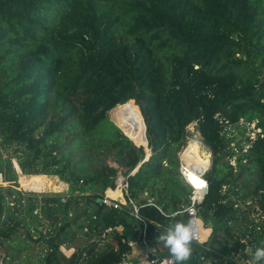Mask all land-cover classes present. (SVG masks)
<instances>
[{
    "label": "trees",
    "instance_id": "16d2710c",
    "mask_svg": "<svg viewBox=\"0 0 264 264\" xmlns=\"http://www.w3.org/2000/svg\"><path fill=\"white\" fill-rule=\"evenodd\" d=\"M114 110L124 112L114 120L121 129L108 117ZM242 121L262 132L246 152L237 143L235 169L225 159L237 155L236 138L225 129ZM193 122L214 155L201 211L215 226L206 243L193 241L188 264H238L239 254L248 262L245 250L264 241L261 223L246 221L248 202L264 209V0H0V245L21 234L32 240L42 216L59 224L40 233L50 250L44 262L60 264V247L84 216L79 228L88 234L122 230L66 264H118L130 234L142 236L144 227L129 208L99 202L119 172L156 244L155 226L187 221L170 214L189 203L178 152ZM124 134L138 146L148 139V150ZM102 152L120 169L93 168ZM13 158L26 175L68 184L67 202L62 194L24 198ZM157 246L164 251L151 258L170 256Z\"/></svg>",
    "mask_w": 264,
    "mask_h": 264
},
{
    "label": "built area",
    "instance_id": "2783aa9c",
    "mask_svg": "<svg viewBox=\"0 0 264 264\" xmlns=\"http://www.w3.org/2000/svg\"><path fill=\"white\" fill-rule=\"evenodd\" d=\"M249 126H253V128L248 130ZM238 128L245 129L244 136H242V133L238 131ZM225 131H227L228 133L227 136H231V138H236L231 143L230 148H232V150L235 153H237L238 156L240 155L241 150L238 147L237 143L239 141H242V145H243L242 151L246 152L250 144L254 140H256L258 137V134L262 132L261 129L257 128L256 123L247 124L244 121L240 122L235 127L229 126L228 128L225 129ZM240 137L242 138L244 137L245 140L239 139ZM193 139H196L202 147L207 146L204 138L201 136V134L198 131V124L196 122L191 123L187 127L186 145L182 147L180 152H178L180 177L184 185L189 189L190 195H189V203L182 210L177 211L176 213L184 214L187 216L186 223L189 224L195 236L194 242L204 244L209 240L211 236V233H210L208 234L205 240L201 239L202 230L207 228L204 223L201 208L205 200V197L207 196L209 192V182L206 177V171L204 172L198 171L196 167L194 166V164L189 160V155L186 154L187 146L189 142ZM237 139L239 140L237 141ZM236 156H234L233 158H235ZM233 166L236 167L235 165ZM201 185H204V186L201 187ZM117 191H120L121 196L113 197L112 194ZM63 193L64 194H63L61 202L66 203L69 198V192H63ZM142 199L146 201V204L154 205L153 199L149 198L147 193L142 195ZM101 204L105 208L111 209V210L112 209L121 210L124 208H129L132 211V215L136 219L143 222L144 227H143L142 239H143V242L145 243L148 242V238L146 234L147 223L139 215L140 208L142 207L141 203H139L137 200L133 199L130 196L127 177L123 172H119L118 174V177L116 179V187L114 189L109 188L105 191L104 196L101 198ZM80 206H84V204L81 203ZM261 212L263 213L264 211L261 210ZM72 215L73 214L70 213V217H72ZM121 230L122 228L118 225L107 227L100 233V239L102 242L111 240V237L114 234L120 233ZM116 251H117V248H116ZM5 260H9L8 257H2L0 260V264H5ZM118 264H175V262L173 258H171L170 256L151 258L149 257V255H145V258L141 261H134L130 259L127 254H124L121 262H119Z\"/></svg>",
    "mask_w": 264,
    "mask_h": 264
},
{
    "label": "rangeland",
    "instance_id": "374dc122",
    "mask_svg": "<svg viewBox=\"0 0 264 264\" xmlns=\"http://www.w3.org/2000/svg\"><path fill=\"white\" fill-rule=\"evenodd\" d=\"M124 112H121L120 110H114V113L111 115V112L109 113V119L116 124L114 121L115 119L117 120L118 115H122ZM117 125V124H116ZM118 126V125H117ZM119 127V126H118ZM253 126H249V129H252ZM123 132V131H122ZM237 133V132H236ZM228 138H231V136H227ZM252 138V137H251ZM239 139L245 140L244 137H240ZM237 139V141L239 140ZM15 148L13 147L10 149L11 151V156H15L16 152H14ZM18 150V149H17ZM203 150L210 155V167L212 163V150L208 146L203 147ZM180 152V151H179ZM21 154V152H19ZM239 156L237 155L235 158H232L231 160L226 158L225 160H229L230 165L233 168H237V159ZM14 167L16 169V172L18 174V187L17 190L22 193V196L24 198H29V195L35 194L39 198H42L46 195H53V194H64L61 191L66 192L65 187L62 186L59 187V185L62 183L65 184L64 181H62L59 177L57 176H49V175H36V174H29L26 175L23 173L21 170V167L19 166L18 159L13 158L12 159ZM225 163V162H223ZM102 164H107L110 167H115L117 169H120V166L117 164L115 158L113 156H109L106 152H102V155L98 160H95L92 162L91 166L93 168L100 167ZM235 165L236 167H234ZM206 170V174L210 171V168ZM234 169V171H236ZM59 180V182H58ZM59 183V185H58ZM0 184L6 185V183L2 182V179H0ZM247 205L251 206V214L250 218H248L246 221L253 220L255 223H261V233H264V211L261 206L259 205L258 200H253L248 202ZM260 209V210H258ZM80 211H82L80 209ZM41 217L40 221V226H38V230L36 232H33V239H29L28 236H23L18 235L17 239L15 241V244H12L11 250L13 252L12 256L9 258V260H5V264H46L44 262V256L46 255L47 252H50L49 249H47L46 245L40 240V233H43V235H47L51 229L55 228L56 226H59L58 223H51L47 222V220H44ZM83 221H85L83 223ZM88 221L85 219L84 216L80 218V220L72 227V230L74 232H80L79 235L75 239L78 240V247H84L90 244L91 241L94 240L96 237H100L98 234H88L86 230H81L79 228L80 224H83V226H86ZM204 223L206 227L208 226H215V221L213 219L209 218L208 221L204 220ZM52 225V226H51ZM214 229V228H213ZM24 231V230H23ZM258 244V243H257ZM257 244L252 245L251 247H248V251L251 255V258L254 256L256 247L258 246ZM20 246V248H17V246ZM2 246V245H1ZM3 247V246H2ZM66 248V247H65ZM3 251V250H1ZM2 253V252H1ZM64 262H60V264H64L65 260L63 259ZM88 264V263H87Z\"/></svg>",
    "mask_w": 264,
    "mask_h": 264
},
{
    "label": "crops",
    "instance_id": "0c3cea01",
    "mask_svg": "<svg viewBox=\"0 0 264 264\" xmlns=\"http://www.w3.org/2000/svg\"><path fill=\"white\" fill-rule=\"evenodd\" d=\"M65 186H66L65 187V189H66L65 191L69 192V185L65 183ZM140 198L142 199V195H141ZM207 228L210 229V233L212 235V233H213L212 230H213L214 227L213 226L212 227L208 226ZM84 230L87 231V229H84ZM79 233L80 232H78L77 236H80ZM76 237H74L72 240H70L69 242H67L66 244H64V245H62L60 247V251H59V254H58L60 262H61V260H62V262H64L63 261V259H64L65 260L64 264H66L68 259H70V257L74 253L78 252L81 249L87 248L92 243H97L98 244V249H104L106 247V245L111 243V241L114 239L115 234L111 237V240H108L106 242H102L99 236L97 238L95 237L94 240L90 242V244H88L87 246H84L82 248L78 247L79 245H78V240L75 239ZM12 244H15V242L12 243L11 240L8 239V240H4V242L2 244L3 247L0 245V260H1L2 257H8V259H9L12 256V254H13V252L11 250ZM129 245L131 247V250H130V252L125 253V254H127L128 257L130 259L134 260V261L143 260L145 258V255H149V257H151V254H156L157 255V253L159 254V252H160V254L163 253V252H161L162 248L160 246H157L155 243H153V242L149 243V241L147 243L143 242L142 236L139 233H137V234L131 233L130 234ZM1 250H3V251H1ZM243 255H245L247 257V259H248L247 261H249L251 259V255H250V253L248 251V248L245 250V253ZM236 261L238 262V264H246V263H248V262H246V258L244 256L240 255V254L237 256ZM205 263L211 264V262H209V261L208 262H204L203 264H205Z\"/></svg>",
    "mask_w": 264,
    "mask_h": 264
},
{
    "label": "clouds",
    "instance_id": "9594fccd",
    "mask_svg": "<svg viewBox=\"0 0 264 264\" xmlns=\"http://www.w3.org/2000/svg\"><path fill=\"white\" fill-rule=\"evenodd\" d=\"M204 185H201L203 187ZM179 213H171L176 216ZM158 230L156 244H162L173 258L175 264H188L193 252V241L195 236L188 223L184 221H170L164 226L163 231L159 230V226H155ZM248 264H264V241L256 247L254 256L248 261Z\"/></svg>",
    "mask_w": 264,
    "mask_h": 264
},
{
    "label": "bare ground",
    "instance_id": "6f19581e",
    "mask_svg": "<svg viewBox=\"0 0 264 264\" xmlns=\"http://www.w3.org/2000/svg\"><path fill=\"white\" fill-rule=\"evenodd\" d=\"M186 154L189 155V160L194 164V166L196 167V169L198 171L204 172V171L209 169V167H210V155L203 150V147L200 145V143H198V141L196 139H193L189 142L187 149H186ZM112 196L118 197V196H121V193H120V191H117V192H114L112 194ZM209 233H210L209 228L203 229L201 232V239L205 240Z\"/></svg>",
    "mask_w": 264,
    "mask_h": 264
},
{
    "label": "water",
    "instance_id": "95a60500",
    "mask_svg": "<svg viewBox=\"0 0 264 264\" xmlns=\"http://www.w3.org/2000/svg\"><path fill=\"white\" fill-rule=\"evenodd\" d=\"M146 130H147V127H146ZM125 135V134H124ZM126 137H128L127 135H125ZM129 138V137H128ZM130 139V138H129ZM131 140V139H130ZM132 141V140H131ZM133 142V141H132ZM134 143V142H133ZM135 144V143H134ZM136 145V144H135ZM137 147H141V146H143V145H136ZM146 150H148V139H147V145L146 146H143ZM149 157H150V154L148 153V155L146 156V159H145V161H147L148 159H149ZM213 159H214V155H213V153H212V163H211V167L210 168H212V165H213ZM136 172V171H135ZM100 203H101V200L99 201ZM205 264H207V263H205Z\"/></svg>",
    "mask_w": 264,
    "mask_h": 264
}]
</instances>
